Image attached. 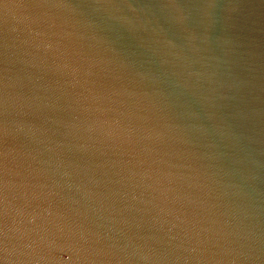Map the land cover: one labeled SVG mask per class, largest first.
Returning a JSON list of instances; mask_svg holds the SVG:
<instances>
[{
	"label": "clouds",
	"instance_id": "clouds-1",
	"mask_svg": "<svg viewBox=\"0 0 264 264\" xmlns=\"http://www.w3.org/2000/svg\"><path fill=\"white\" fill-rule=\"evenodd\" d=\"M0 264H264V0H0Z\"/></svg>",
	"mask_w": 264,
	"mask_h": 264
}]
</instances>
